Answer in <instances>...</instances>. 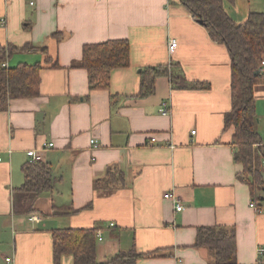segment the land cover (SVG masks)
I'll return each mask as SVG.
<instances>
[{"label":"crops","instance_id":"obj_1","mask_svg":"<svg viewBox=\"0 0 264 264\" xmlns=\"http://www.w3.org/2000/svg\"><path fill=\"white\" fill-rule=\"evenodd\" d=\"M225 9L241 24L250 13H264V0L226 2ZM57 33L61 40L53 37ZM119 39L130 42V67L113 71L109 90L90 91L80 67L84 46ZM170 39L178 41L173 54ZM27 45L47 53L18 51L7 61L11 68L39 63L43 69L40 95L12 101L0 112V264L7 258L54 264L53 232L63 229L97 230L99 262L135 248L144 256L139 264H210L208 251L194 247L199 227L235 229L237 263H259L264 186L261 200H254L239 179L235 130L225 128L231 58L180 0H35V6L0 0V47ZM171 64L188 82L210 88L179 89L162 77L155 94L141 98L143 70ZM255 98L264 138V84ZM163 103L171 115L161 114ZM32 151L52 169V192L18 191ZM113 167L123 172L126 186L97 192L95 182ZM171 191L182 212L164 199ZM61 264H74L73 257L63 256Z\"/></svg>","mask_w":264,"mask_h":264},{"label":"trees","instance_id":"obj_2","mask_svg":"<svg viewBox=\"0 0 264 264\" xmlns=\"http://www.w3.org/2000/svg\"><path fill=\"white\" fill-rule=\"evenodd\" d=\"M181 4L202 22L214 42L226 47L231 58L232 109L225 117V128H234L232 144L234 160L243 166L239 179L250 187L254 200L264 186V138L257 131L258 117L255 88L264 84L259 73L264 59V13H250L244 23L237 24L227 13L225 3L235 0H180ZM61 40L62 35H53ZM47 53L46 48L27 45L21 49L14 46L0 47V112L7 111L10 103L20 99H32L40 95L43 67L37 63H21L11 68L7 61L15 52ZM131 45L127 39L109 40L85 45L80 67L88 73L90 91L109 90L113 71L130 67ZM52 60L47 59L46 64ZM5 65V66H4ZM175 64L148 67L141 75L140 97L155 94L156 81L169 78L179 89L208 90L206 83L188 82L183 73L177 72ZM57 68L58 63H52ZM172 67V68H171ZM262 145V146H261ZM24 184L18 191L41 195L52 192L57 183L49 164L28 162L22 168ZM126 186L125 175L118 168L108 169L103 179L95 182V190L109 195ZM73 209L62 214H71ZM56 214V212H55ZM61 214V215H62ZM98 231L95 229H63L53 232L54 264H61L63 256H72L74 264H139L144 258L135 248L123 251L106 262L97 259ZM194 247L206 249L210 264H238L237 239L233 228L199 227ZM258 264H264V257Z\"/></svg>","mask_w":264,"mask_h":264},{"label":"built area","instance_id":"obj_3","mask_svg":"<svg viewBox=\"0 0 264 264\" xmlns=\"http://www.w3.org/2000/svg\"><path fill=\"white\" fill-rule=\"evenodd\" d=\"M28 1H29V4L31 6H35V0H28ZM1 23L3 25H5L6 21L3 19L1 21ZM168 46H169L170 54H173L176 51V49L178 48V41L176 39H170ZM259 73L264 77V59L261 62ZM161 114L164 116L171 115V110H170L167 103H163L162 108H161ZM193 134H195V132H193ZM151 141H152V143H155L157 140H156V138H152ZM91 144L94 147L98 146L97 141H95V140H92ZM52 147H53V144L47 145V148H52ZM169 147L173 150L176 148L175 145H170ZM30 156H31L30 161H29L30 163H43V156L41 155L40 152L32 151V152H30ZM1 161H2V159L0 158V162ZM262 164L264 166V159L262 161ZM164 199L170 200V201H173L174 203H176V211L177 212H182L184 210V207L180 203L179 197L174 192L171 191V192H167L166 194H164ZM251 207H255V203H252ZM37 219L38 218L36 216L32 217V220H34V221ZM98 236L101 237V234L98 233ZM263 257H264V247H261L259 249V258H263ZM6 262H7V264H13L12 258H7Z\"/></svg>","mask_w":264,"mask_h":264},{"label":"water","instance_id":"obj_4","mask_svg":"<svg viewBox=\"0 0 264 264\" xmlns=\"http://www.w3.org/2000/svg\"><path fill=\"white\" fill-rule=\"evenodd\" d=\"M200 24H202V22H199ZM256 76H259V72L256 73Z\"/></svg>","mask_w":264,"mask_h":264},{"label":"rangeland","instance_id":"obj_5","mask_svg":"<svg viewBox=\"0 0 264 264\" xmlns=\"http://www.w3.org/2000/svg\"><path fill=\"white\" fill-rule=\"evenodd\" d=\"M258 126V125H257ZM100 241V244L102 243V240H99ZM102 248H103V244H102Z\"/></svg>","mask_w":264,"mask_h":264}]
</instances>
